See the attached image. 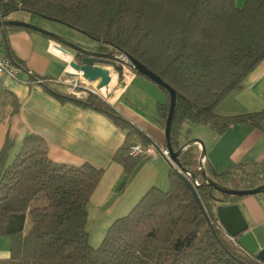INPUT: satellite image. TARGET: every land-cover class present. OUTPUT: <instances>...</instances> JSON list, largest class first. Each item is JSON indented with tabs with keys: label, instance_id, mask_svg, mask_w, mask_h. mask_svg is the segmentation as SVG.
<instances>
[{
	"label": "trees",
	"instance_id": "16d2710c",
	"mask_svg": "<svg viewBox=\"0 0 264 264\" xmlns=\"http://www.w3.org/2000/svg\"><path fill=\"white\" fill-rule=\"evenodd\" d=\"M17 10L81 31L100 41L102 51L134 57L174 89L173 150L180 146L182 123L205 125L221 134L232 125L260 126L264 120V109L230 116L214 110L264 61V0H246L241 7L235 0H0V18ZM157 87L166 95L156 111L164 127L169 94ZM60 98L92 108L126 131L112 156L125 172L122 189L141 159L131 154V146L135 141L142 146L155 142L97 94ZM20 144L0 177V236L11 239L10 253L0 264H264L225 237L214 212L219 194L198 186L200 207L177 175L179 168L171 164L168 190L148 188L93 247L85 230L87 203L104 170L52 160L45 140L34 133ZM179 160L184 168L199 172L190 148ZM205 169L216 182L235 189L264 183L261 161ZM220 198L236 201L235 196Z\"/></svg>",
	"mask_w": 264,
	"mask_h": 264
},
{
	"label": "crops",
	"instance_id": "0c3cea01",
	"mask_svg": "<svg viewBox=\"0 0 264 264\" xmlns=\"http://www.w3.org/2000/svg\"><path fill=\"white\" fill-rule=\"evenodd\" d=\"M245 1L235 0V4L241 7ZM24 13L19 20L37 25L38 19L50 24L59 23L34 13ZM9 16L6 18H11ZM54 32L62 35L58 30ZM54 43L49 36L25 27L0 29V50L15 56L22 67L15 80L0 75V177L18 154L22 139L28 134H37L45 140L47 155L52 160L77 166L89 163L104 170L87 203L88 214L92 211L95 218L90 221L89 214L86 226L91 222L94 227L100 220V227L108 228L116 218L127 214L148 188L168 190L170 164L160 153L141 156L123 188L118 189L125 172L121 165L112 161V156L123 143L126 131L92 108L83 107L71 99H61L60 96L67 95L63 85L51 81H46V84L36 82L37 78L57 79L72 70L68 65L70 59L52 49ZM115 74L108 92L107 87L100 88L108 95L106 101L159 146L165 145L164 127L156 112L157 103L166 101L164 92L128 66L122 67L120 81L118 73ZM242 84L214 109L218 115L230 116L264 109V61L252 69ZM183 124L178 136L180 145L189 139L199 138L205 152L203 164L208 170L212 167L221 171L243 161L264 162V120L260 126L232 125L221 134L207 126L197 133L188 134L191 126ZM188 148L197 161L201 152L198 143ZM256 197H242L234 203L240 207L259 247L264 248V205ZM10 244L9 236H0V258L9 255Z\"/></svg>",
	"mask_w": 264,
	"mask_h": 264
},
{
	"label": "water",
	"instance_id": "95a60500",
	"mask_svg": "<svg viewBox=\"0 0 264 264\" xmlns=\"http://www.w3.org/2000/svg\"><path fill=\"white\" fill-rule=\"evenodd\" d=\"M51 20L52 19H50V21ZM13 26L25 27L42 34H46L47 36L52 38V40L56 42L53 44L52 49L70 59L68 65L72 70H70L66 74L76 75L77 73H80L81 77H83L84 79H98L95 84L96 90H101L100 88L109 86V83L111 81L110 75L111 73H113L109 67H112L115 70V73H118V71L122 70L123 66H128L132 70L141 73V75H145L157 86L164 87L169 94V105L167 117L164 124L165 146L167 148L166 150H168L170 159L179 168L177 171V175L183 181L184 186L191 191L194 198L193 200H195L200 207V200H198V196L196 194V188L198 186L207 185L219 194L216 198L217 205L215 206L214 211L219 223L218 225H220L222 229L229 235L235 237L237 244L242 247V249H244L248 253H255L258 261L264 263V248H258V242L255 236H253V232L249 229V225L247 224L244 215L240 211V207L238 206V204H223V199L220 198L221 194L235 197L255 195L258 193L262 194L264 193V183L258 184L257 186L252 188L235 189L228 186H223L222 184L216 182L209 174H207V171L203 164L205 152L202 147V141L199 138L189 139L185 143L181 144L178 149L173 150L169 137L171 123L174 116L173 111H175L174 98L176 97V94L174 89L169 87L167 83H165L158 75L154 74V72L149 70L144 64L138 62L137 59L126 53L116 55L111 52H101L98 50L89 51V49L73 43L72 41L66 39L64 36L41 28L35 24L22 20L0 18V29L3 30L4 28ZM6 55L10 57L9 53H7ZM193 143H198L200 147L199 149L201 151L199 153L198 160L196 161L198 163V173L184 168L179 160V156L181 155L183 150L188 148ZM184 173H189V176L184 175ZM196 180L200 181L198 185L195 184Z\"/></svg>",
	"mask_w": 264,
	"mask_h": 264
},
{
	"label": "built area",
	"instance_id": "2783aa9c",
	"mask_svg": "<svg viewBox=\"0 0 264 264\" xmlns=\"http://www.w3.org/2000/svg\"><path fill=\"white\" fill-rule=\"evenodd\" d=\"M7 53L0 50V75H6L10 78H17L19 73L22 70L20 65L16 64ZM51 81L54 83H58L64 86L65 94L72 96L77 99H84L88 96L89 93H94L97 95H104L100 92V90L95 89V85H91L88 83L83 77H81L80 73L76 75H64L63 77L57 79H41L37 78L36 82H46ZM166 146H157L155 143L150 142L146 146H142L139 142H134V144L130 148V152L133 155L139 156H147V155H155L160 153L173 167H176V164L172 162L170 159L168 150H166ZM189 173H184V175L189 176ZM200 181L196 180L195 184H199ZM224 231V230H223ZM225 237L230 240L235 245H238L236 242V238L229 235L224 231ZM239 246V245H238ZM240 247V246H239ZM242 249V247H240ZM244 250V249H242Z\"/></svg>",
	"mask_w": 264,
	"mask_h": 264
},
{
	"label": "rangeland",
	"instance_id": "374dc122",
	"mask_svg": "<svg viewBox=\"0 0 264 264\" xmlns=\"http://www.w3.org/2000/svg\"><path fill=\"white\" fill-rule=\"evenodd\" d=\"M240 3V2H239ZM26 13H24V10H17V11H13V12H11L9 15V17H11V18H9V19H16V20H19V18L20 17H24V15H25ZM42 17V16H41ZM38 18V17H37ZM44 18V17H43ZM39 20V24L37 25V24H35V25H37V26H39V27H41L42 28V26H40V25H44L43 27H46V28H48V27H50L49 29H46V28H44V29H46V30H49V31H56V30H58L60 33H62V35L66 38V39H68V40H70V41H72L73 43H76V44H78V45H80V46H82V47H84V48H87V49H89V51L90 50H100V48H101V44L97 41V40H95V39H92V38H90L88 35H86V34H84L83 32H81V31H78V30H76V29H73V28H71V27H69L68 25H65V24H63V23H46L45 21H42L41 19H38ZM22 21H24V20H22ZM25 22H28V21H25ZM45 22V23H44ZM29 23H32V24H34L33 22H29ZM49 24V25H48ZM127 67V66H126ZM110 69H111V71L113 72V73H115V70L112 68V67H110ZM141 77H143V76H141ZM144 78H146V77H144ZM147 79V78H146ZM119 81L121 80V78H119L118 79ZM149 80V79H148ZM151 81V80H150ZM152 82V81H151ZM153 84H155L154 82H153ZM155 86H156V84H155ZM111 87V86H110ZM109 87V88H110ZM157 87V86H156ZM109 88H107V91L109 90ZM159 88V87H158ZM161 90V89H160ZM163 92V91H162ZM165 94V93H164ZM108 95H107V93L106 94H104V95H100V97L102 98V99H104V102L107 100V97ZM166 96V95H165ZM156 111H157V105H156ZM182 125H184L183 123H182ZM201 128H206V126L205 125H201V124H199V125H194V126H191V127H189V129H190V131H189V133L188 134H190V132H192V133H197L198 131H200L201 130ZM181 129H182V126H181ZM180 129V130H181ZM242 186L243 187H245V184H242ZM249 197V196H257L256 198H258V201L260 202V204L261 205H264V193H258V194H255V195H245V196H241V197H236L235 199H240V198H242V197ZM87 213H88V209H87ZM89 214H90V216H89ZM89 214L86 216L87 217V220H88V218L90 217V221H91V219L92 218H95L93 215H95L92 211H91V213L89 212ZM89 216V217H88ZM93 216V217H92ZM97 219V218H96ZM95 219V220H96ZM94 220V221H95ZM102 220V219H101ZM108 227V226H107ZM85 230H87L88 231V234H89V243H90V245H92L93 247H97L99 244H100V241L102 240V238H103V236H104V234H105V231L107 230L106 229V227L105 228H102V227H100V220L97 222V224L93 227L92 226V224H91V222H89V224H87V226H86V229ZM262 246L260 245V247L259 248H261ZM263 248V247H262Z\"/></svg>",
	"mask_w": 264,
	"mask_h": 264
},
{
	"label": "bare ground",
	"instance_id": "6f19581e",
	"mask_svg": "<svg viewBox=\"0 0 264 264\" xmlns=\"http://www.w3.org/2000/svg\"><path fill=\"white\" fill-rule=\"evenodd\" d=\"M114 74H115V73H114ZM112 75H113V73H111V75H110V76H111V79H112ZM115 75H116V74H115ZM115 75H114V76H115ZM115 77H116V76H115ZM85 80H86L88 83H90L91 85H95L98 79H94V80H87V79H85ZM109 87H110V86H108L107 88H109ZM107 88H106V89H107ZM100 92H101L102 94H105V93L102 92L101 90H100ZM107 92H108V91H107Z\"/></svg>",
	"mask_w": 264,
	"mask_h": 264
},
{
	"label": "flooded vegetation",
	"instance_id": "af4514ba",
	"mask_svg": "<svg viewBox=\"0 0 264 264\" xmlns=\"http://www.w3.org/2000/svg\"><path fill=\"white\" fill-rule=\"evenodd\" d=\"M98 51H101V52H108V51H102V50H98ZM106 59V58H105ZM107 60V59H106Z\"/></svg>",
	"mask_w": 264,
	"mask_h": 264
}]
</instances>
